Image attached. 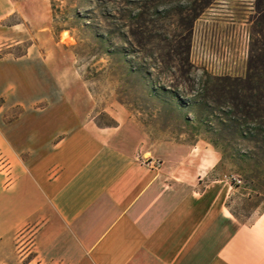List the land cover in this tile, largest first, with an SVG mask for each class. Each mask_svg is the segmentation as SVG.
Returning a JSON list of instances; mask_svg holds the SVG:
<instances>
[{
    "label": "rangeland",
    "instance_id": "1",
    "mask_svg": "<svg viewBox=\"0 0 264 264\" xmlns=\"http://www.w3.org/2000/svg\"><path fill=\"white\" fill-rule=\"evenodd\" d=\"M51 2L0 0V172L21 159L2 127L18 140L34 116L60 125L76 115L68 100L99 127L119 121L145 160L210 166L204 181L236 225L261 215L264 98L248 81L263 43L257 0H214L198 18L200 0H53L56 23ZM231 52L229 72L218 60Z\"/></svg>",
    "mask_w": 264,
    "mask_h": 264
},
{
    "label": "crops",
    "instance_id": "2",
    "mask_svg": "<svg viewBox=\"0 0 264 264\" xmlns=\"http://www.w3.org/2000/svg\"><path fill=\"white\" fill-rule=\"evenodd\" d=\"M218 64L231 72L240 56ZM63 107L76 115L34 116L18 140L2 127L21 159L0 172V264H264V212L236 225L210 166L157 168L119 121Z\"/></svg>",
    "mask_w": 264,
    "mask_h": 264
},
{
    "label": "trees",
    "instance_id": "3",
    "mask_svg": "<svg viewBox=\"0 0 264 264\" xmlns=\"http://www.w3.org/2000/svg\"><path fill=\"white\" fill-rule=\"evenodd\" d=\"M52 4V10H53V18L54 22L56 23V9H55V4L53 0H51ZM201 3L198 6V12L196 14V17L198 18L202 13L206 11L212 4L214 0H200ZM260 20L262 22V25L264 27V0H257V6H256ZM262 37H263V43H262V48L259 49V52L254 51L253 53L255 56H253L251 64L249 66V75H248V81L250 84L254 83L255 80H257L260 84V86L263 88L262 89V94L264 98V30L262 32ZM251 93H253V89L250 90ZM255 97L253 94L250 95V99L253 100ZM247 107H249L247 105ZM252 108V107H251Z\"/></svg>",
    "mask_w": 264,
    "mask_h": 264
},
{
    "label": "built area",
    "instance_id": "4",
    "mask_svg": "<svg viewBox=\"0 0 264 264\" xmlns=\"http://www.w3.org/2000/svg\"><path fill=\"white\" fill-rule=\"evenodd\" d=\"M227 58V57H226ZM148 163V162H147ZM150 164H153L155 167H160L162 165V162L160 160H156V159H151L149 161Z\"/></svg>",
    "mask_w": 264,
    "mask_h": 264
}]
</instances>
